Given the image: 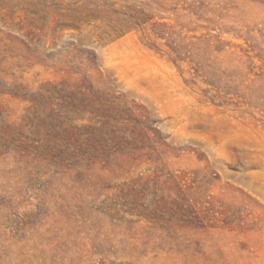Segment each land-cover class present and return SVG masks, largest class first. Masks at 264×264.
Here are the masks:
<instances>
[{
    "label": "rangeland",
    "instance_id": "obj_1",
    "mask_svg": "<svg viewBox=\"0 0 264 264\" xmlns=\"http://www.w3.org/2000/svg\"><path fill=\"white\" fill-rule=\"evenodd\" d=\"M0 264H264V0H0Z\"/></svg>",
    "mask_w": 264,
    "mask_h": 264
}]
</instances>
